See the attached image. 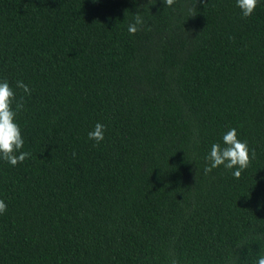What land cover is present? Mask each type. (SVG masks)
I'll return each mask as SVG.
<instances>
[{
  "label": "trees",
  "instance_id": "16d2710c",
  "mask_svg": "<svg viewBox=\"0 0 264 264\" xmlns=\"http://www.w3.org/2000/svg\"><path fill=\"white\" fill-rule=\"evenodd\" d=\"M4 80L31 155L0 158V241H264V0L248 18L236 0H0ZM231 128L255 158L239 179L205 174ZM260 256L264 242H0V264Z\"/></svg>",
  "mask_w": 264,
  "mask_h": 264
},
{
  "label": "clouds",
  "instance_id": "9594fccd",
  "mask_svg": "<svg viewBox=\"0 0 264 264\" xmlns=\"http://www.w3.org/2000/svg\"><path fill=\"white\" fill-rule=\"evenodd\" d=\"M165 6L171 7L176 0H163ZM260 0H236V6L241 10L242 18L250 17ZM145 20L139 14L135 15L134 23L129 24V34H136L144 25ZM16 87L22 89L24 93L30 95L31 89L22 81L16 82ZM15 92L7 80L0 81V158L7 161L12 166L22 163L31 154L29 152L20 151L24 145V139L21 134L20 126L16 123L18 111L24 108L23 97L15 103ZM106 126L97 123L92 131L88 133V138L93 140L98 145L105 138ZM222 147L220 144H213L209 155L206 157L210 161V166L204 168L205 174L212 171V169L223 165L226 169H235L232 175L239 179L242 171L245 170L251 160L255 158V150L251 151L249 155V147L247 141L238 139L237 130L235 128L229 129L223 135ZM75 156V152L73 153ZM7 211V204L0 200V214ZM169 264H179V262L172 258ZM257 264H264V256H260Z\"/></svg>",
  "mask_w": 264,
  "mask_h": 264
}]
</instances>
